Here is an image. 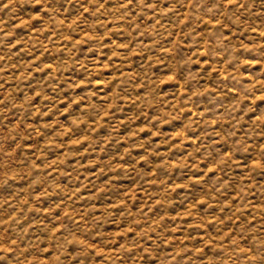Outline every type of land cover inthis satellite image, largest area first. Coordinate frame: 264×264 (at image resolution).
<instances>
[{
  "label": "rangeland",
  "instance_id": "1",
  "mask_svg": "<svg viewBox=\"0 0 264 264\" xmlns=\"http://www.w3.org/2000/svg\"><path fill=\"white\" fill-rule=\"evenodd\" d=\"M0 264H264V0H0Z\"/></svg>",
  "mask_w": 264,
  "mask_h": 264
}]
</instances>
